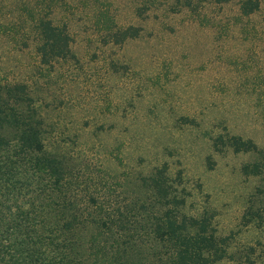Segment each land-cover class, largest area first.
Masks as SVG:
<instances>
[{"label":"rangeland","instance_id":"obj_1","mask_svg":"<svg viewBox=\"0 0 264 264\" xmlns=\"http://www.w3.org/2000/svg\"><path fill=\"white\" fill-rule=\"evenodd\" d=\"M144 1H56L71 54L43 64L19 0H0V83L27 85L81 212L93 197L95 217L192 219L225 249L213 264H264V0L248 15L246 0Z\"/></svg>","mask_w":264,"mask_h":264},{"label":"trees","instance_id":"obj_2","mask_svg":"<svg viewBox=\"0 0 264 264\" xmlns=\"http://www.w3.org/2000/svg\"><path fill=\"white\" fill-rule=\"evenodd\" d=\"M31 1L33 7L28 4ZM56 1L19 0L37 34L36 51L43 64L71 54L67 26L54 19ZM154 1L145 0L144 8ZM204 1L176 3L190 9ZM258 7V0H246L240 10L248 15ZM139 32L129 26L123 38H134ZM44 131L27 85L19 80L0 83V264H145L149 254L160 264H213L221 258L225 249L214 247L216 237L204 229L192 235L189 225L200 226L192 219L178 221L167 213L143 217L139 211L136 218H130L129 210L95 217L92 207L100 206L91 205L96 204L93 197L90 212H81L67 183L70 164L58 151L47 149ZM143 204L136 203L145 208ZM93 226L96 234L86 247L78 233ZM145 239L151 244L168 243L169 248L162 252L142 249Z\"/></svg>","mask_w":264,"mask_h":264}]
</instances>
